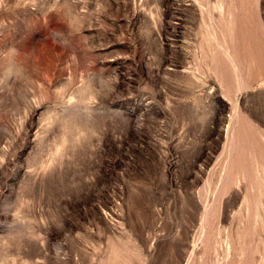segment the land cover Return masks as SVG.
Instances as JSON below:
<instances>
[{
  "label": "rangeland",
  "instance_id": "1",
  "mask_svg": "<svg viewBox=\"0 0 264 264\" xmlns=\"http://www.w3.org/2000/svg\"><path fill=\"white\" fill-rule=\"evenodd\" d=\"M0 264H264V0H0Z\"/></svg>",
  "mask_w": 264,
  "mask_h": 264
}]
</instances>
